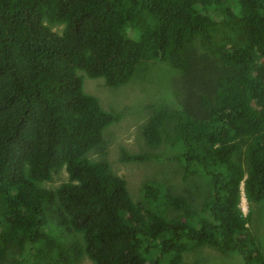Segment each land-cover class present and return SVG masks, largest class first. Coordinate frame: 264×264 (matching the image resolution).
Wrapping results in <instances>:
<instances>
[{"label":"trees","instance_id":"16d2710c","mask_svg":"<svg viewBox=\"0 0 264 264\" xmlns=\"http://www.w3.org/2000/svg\"><path fill=\"white\" fill-rule=\"evenodd\" d=\"M28 69L52 82L32 110L19 99ZM8 76L0 264L37 251L44 264H187L206 246L220 264L232 253L264 264V239L238 208L241 181L264 204V0H0V97ZM85 76L174 85L173 104L144 106L149 149H121L122 162L161 161L169 145L178 163L136 198L105 157L104 131L122 113L86 93ZM61 170L67 178L47 186Z\"/></svg>","mask_w":264,"mask_h":264},{"label":"rangeland","instance_id":"374dc122","mask_svg":"<svg viewBox=\"0 0 264 264\" xmlns=\"http://www.w3.org/2000/svg\"><path fill=\"white\" fill-rule=\"evenodd\" d=\"M145 74V71H143ZM85 91L91 94H97L101 102V106L107 111L113 110L122 113L119 122L111 124L104 131V138L108 141V148L105 157L111 165L113 171L121 175L127 180V187L131 197H137L139 189L143 181L151 178H161L163 175H169L173 166L177 165L175 161L162 159L161 161H146L138 163H122L119 159L121 147L126 151L137 148V151L145 149L141 141L140 129L137 131L138 125L144 121L146 109L154 99L164 102L170 95L174 93V85L162 82H154L150 85H137L131 83L121 89L107 88L103 85V79L90 78L85 76L83 79ZM111 106V107H109ZM115 106V109H114ZM90 158L96 159L98 153L92 152ZM56 180L52 183H44L49 186L58 185L62 179L67 178L65 170H61L59 175L55 176ZM178 179L173 178V182ZM179 180V179H178ZM177 187L182 188L185 182H174ZM45 186V185H44ZM264 217V213L261 214ZM256 222V221H255ZM253 222V223H255ZM223 255L214 251L207 246L202 250L189 252L185 254L184 260L187 264H220L219 257ZM231 264H241V260L235 254L227 257ZM11 264V263H10ZM77 264H92L89 259L82 257Z\"/></svg>","mask_w":264,"mask_h":264},{"label":"clouds","instance_id":"9594fccd","mask_svg":"<svg viewBox=\"0 0 264 264\" xmlns=\"http://www.w3.org/2000/svg\"><path fill=\"white\" fill-rule=\"evenodd\" d=\"M61 27L62 26L54 27V30L60 29ZM33 75H34V80L32 79ZM28 78H29V82L30 83L22 91V93L20 94V98L19 99L24 101L27 110H32L34 104L37 101H39L40 99H42L45 96V94L49 92V90L52 87V82H51V78H50L49 74L41 75L38 71H35L34 69H28ZM84 86L85 85H83V88H84ZM84 91H85V88H84ZM86 93H88V92H86ZM88 94H91V93H88ZM92 95L96 96L97 94H92ZM164 102H167L169 104H173L174 100H173V98L171 96H169ZM15 103L16 102H15V99H14V96H13V93H12V86H11L10 78L8 76L7 92H6V94L4 96L0 97V110H2V112L4 113V116L6 118L10 117V113L12 111L15 112V110H14V108L16 106ZM144 121H145V119H144ZM143 122H141L138 125L137 131L141 128L140 126H141V124ZM141 141H142L143 146L145 147V149H143V151H147L149 149V147L145 144L144 139H143L142 136H141ZM107 148H108V141H107V147H106L105 155L107 153ZM121 149H122V147H121ZM121 149H120V153H121ZM134 150H137V148H132V149H130L128 151H134ZM159 151L161 153V157H164V159H167L168 161H175L176 162V160L171 159V156L173 154L169 153V145L167 146V149L164 148V146H162V148ZM90 153H92V152H90ZM120 153H119V156H120ZM150 161H153V160H150ZM144 162H146V161H144ZM122 163H126V162H122ZM135 163H138V162H135ZM184 187H182V188L178 187L175 190H177L178 192H181ZM238 208L240 209L241 214L246 219H249V220H247L248 223L246 224L247 228L252 230L253 232H255L258 235L259 238H263L264 239V217L263 218L261 217V214L264 213V204L263 205L257 204L255 202L249 201L247 199V197L245 195V189H244V182L243 181H241V184H240V187H239ZM253 222H255V223H253ZM78 240L83 242L81 235H78ZM12 246L14 247V245H12ZM36 253H39V257L38 258H35V257L18 258V262L17 263H12V264H44L43 263L42 254L40 253V251H37ZM184 257H185V255H184Z\"/></svg>","mask_w":264,"mask_h":264}]
</instances>
